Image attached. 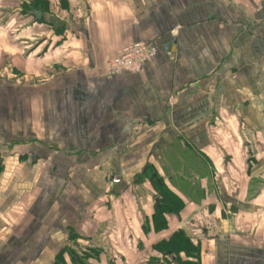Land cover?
Here are the masks:
<instances>
[{"label":"crops","instance_id":"obj_1","mask_svg":"<svg viewBox=\"0 0 264 264\" xmlns=\"http://www.w3.org/2000/svg\"><path fill=\"white\" fill-rule=\"evenodd\" d=\"M19 2L0 0V264H264V0ZM136 41L155 59L106 76ZM177 231L197 260L162 246Z\"/></svg>","mask_w":264,"mask_h":264},{"label":"built area","instance_id":"obj_2","mask_svg":"<svg viewBox=\"0 0 264 264\" xmlns=\"http://www.w3.org/2000/svg\"><path fill=\"white\" fill-rule=\"evenodd\" d=\"M156 57V48L150 44L141 41L126 43L120 46L114 57L107 60L103 65L106 76H113L121 71L134 72L151 62ZM113 183L118 182L117 178L111 179Z\"/></svg>","mask_w":264,"mask_h":264},{"label":"trees","instance_id":"obj_3","mask_svg":"<svg viewBox=\"0 0 264 264\" xmlns=\"http://www.w3.org/2000/svg\"><path fill=\"white\" fill-rule=\"evenodd\" d=\"M164 189L165 188H163V187H161V189H159L160 195L162 196L163 199H164V197L169 195L168 193H166L164 191ZM167 198H169V196ZM169 243H171L170 247L172 248V251H175L178 253L179 251L184 250L186 253L191 255V257H193L197 260L198 248L196 246H193L192 244H190L187 241V239L183 236L182 231H177L174 234H172L171 241L168 243H163L162 246H165ZM157 247H159V245H157ZM177 263L182 264V262H180L179 260H177ZM190 264H197V262H193Z\"/></svg>","mask_w":264,"mask_h":264},{"label":"water","instance_id":"obj_4","mask_svg":"<svg viewBox=\"0 0 264 264\" xmlns=\"http://www.w3.org/2000/svg\"><path fill=\"white\" fill-rule=\"evenodd\" d=\"M31 12L36 16V18H39L41 15L40 11H36V10L32 9ZM49 23L53 26L54 29H56L58 27V25L64 24L63 20H59L58 18H56L54 16H51L49 18ZM167 45H169V48H170L171 44H167ZM194 181H195V178H192L191 182H194ZM155 201L157 204L160 203L158 198H155Z\"/></svg>","mask_w":264,"mask_h":264},{"label":"rangeland","instance_id":"obj_5","mask_svg":"<svg viewBox=\"0 0 264 264\" xmlns=\"http://www.w3.org/2000/svg\"><path fill=\"white\" fill-rule=\"evenodd\" d=\"M20 0H3V2L5 3V2H7L8 3V5H10V6H14L15 4L18 6V7H20V2H19ZM21 20H22V17H18V21H17V23L18 24H21ZM183 160L185 161L186 160V157H183ZM186 162H187V160H186ZM180 164V168H185V170H187V168H188V166L190 165V164H192V162H190L189 161V163L187 162L186 164H183V163H185V162H179ZM174 169V168H173ZM185 173H187L186 171H185ZM191 181V180H190ZM259 181H260V179H257V181H256V183H259ZM257 186H259V184H257ZM178 206H180L179 205V201H178Z\"/></svg>","mask_w":264,"mask_h":264}]
</instances>
